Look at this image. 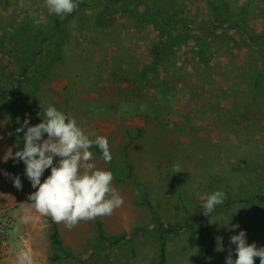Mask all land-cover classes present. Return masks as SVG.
I'll use <instances>...</instances> for the list:
<instances>
[{
	"label": "rangeland",
	"instance_id": "374dc122",
	"mask_svg": "<svg viewBox=\"0 0 264 264\" xmlns=\"http://www.w3.org/2000/svg\"><path fill=\"white\" fill-rule=\"evenodd\" d=\"M80 1L73 13L55 15L45 0H0V225L6 230L0 264H17L25 249L34 264H158L161 246L165 264H204L206 252L210 264H225L230 237L240 230L249 244L264 246V85L259 94L250 88L264 44L248 38L264 35V0H225L236 24L219 21L213 8L219 0H168L164 17L172 13L190 37L159 68L165 92L171 91L166 124L152 102L159 81L131 82L163 37L160 25L146 18L153 1ZM106 1L114 7L99 22ZM33 13L47 24L35 23ZM55 18L61 21L55 44L35 43V28L52 38ZM199 45L205 71L197 64ZM25 65L30 69L22 75ZM37 66L45 70L32 75ZM49 106L75 118L90 138L108 139L110 163L98 147L90 151L99 169L113 173L124 200L111 216L71 230L56 223L61 248L51 238L52 218L28 211L35 189L23 162L9 157L23 148L16 130L24 119L40 123L37 112ZM174 165L183 172L175 174ZM5 173L19 176L22 190ZM218 190L226 199L206 217L202 205ZM25 215L34 219L24 223ZM159 225L170 232L162 237Z\"/></svg>",
	"mask_w": 264,
	"mask_h": 264
},
{
	"label": "clouds",
	"instance_id": "9594fccd",
	"mask_svg": "<svg viewBox=\"0 0 264 264\" xmlns=\"http://www.w3.org/2000/svg\"><path fill=\"white\" fill-rule=\"evenodd\" d=\"M45 5L51 14L68 15L79 7V0H45ZM33 19L37 24H47L46 18L36 19L35 13ZM36 115L40 123L30 125V117H26L17 128L18 133H23V148L9 156L14 163L23 162L24 175L35 189L28 195V211L50 216L55 223H62L69 230L80 221L111 216L124 200L113 186V173L99 169L94 162V153L90 151L94 146L98 147L102 160L110 163L113 156L108 139L104 136L90 138L75 118L54 106L42 109ZM57 157L59 159L54 163ZM48 169H51L50 175L42 182L41 178ZM173 171L175 174L183 172L179 165H174ZM5 175L12 179L14 187L22 190L19 176ZM225 199L222 190L210 194L202 205L204 216L209 217ZM33 219L31 215L22 217L24 223ZM231 245H235L234 250ZM254 258L264 264V246L257 247L255 242L249 244L244 230L230 237L225 264H254ZM17 264H34L31 250H21Z\"/></svg>",
	"mask_w": 264,
	"mask_h": 264
},
{
	"label": "trees",
	"instance_id": "16d2710c",
	"mask_svg": "<svg viewBox=\"0 0 264 264\" xmlns=\"http://www.w3.org/2000/svg\"><path fill=\"white\" fill-rule=\"evenodd\" d=\"M108 1V0H107ZM105 4H103L99 13L97 14V18L100 22V20L102 19L103 14L108 11V9L112 10V7H114V4H110V2H107ZM134 2L135 4H139L140 2H144V0H122V3H126V2ZM152 9L151 12H147L148 17L150 20H154L156 23H158L161 27V31L163 34L162 39L157 42V44L153 47H151L150 49V53H151V59L145 63L143 65V67L140 68L139 71L137 72H132V78L133 80L131 81L133 83V86L137 83H150V85L153 82H157L159 81V83L155 86L154 90H155V102L154 100H152V102L154 103L155 107L158 108L157 112V118H159L160 123L162 124H166L165 120V114H163L164 112H166L168 106H169V94L171 93L170 89L165 92V87L162 85V76L161 78L160 75L163 73L162 71H164V68H162V70H160V67H164L165 65V61L167 59H171L172 55L175 52V49L178 45H180L181 43H183L187 38L190 37V33H189V28L188 26H186L185 24L182 23L181 27H179L178 29V25L175 24L173 18H172V13H170L169 17H164L165 13H167V9H169L170 3L168 0H152ZM79 3H82V1L79 0ZM145 5L147 6V3H145ZM213 8L214 11L217 12L220 17L219 21H226L229 24H236V19L233 15V13H231L228 10L227 7V3L225 0H219L218 3L213 4ZM136 10V9H135ZM181 21H183V18H180ZM221 22L216 23L215 25L217 26H221ZM51 26H53V31L51 32V37H47V35H43V31H39L36 29L37 32H35L34 34V42L37 43L38 41L41 42L44 46H50L55 44V40L56 37L54 35L57 34V31L59 32V28L61 27V21H59V19L55 18L52 22H51ZM183 29V30H182ZM45 32V31H44ZM46 33H48L46 31ZM14 34L16 36H18V31H14ZM259 37V42L257 41ZM248 38L250 39L251 42H257L259 44H264V35L259 34L256 37H251L248 36ZM197 57H198V62L197 64L202 65L203 70L205 71L207 65H208V60L204 58L206 51L205 49L199 45V48H197ZM207 57V55H206ZM254 68H256L255 70H253V73L251 74V80H250V88L251 90H253L254 93L259 94L262 92V88L264 85V55L262 57L261 60H258L255 64H254ZM30 69V65H25V67L23 68L21 74L24 75L26 74ZM44 69L41 70V67L37 66L34 67L32 69V75L35 73L40 74L41 72H43ZM203 74H205L203 72ZM30 76V74H29ZM160 79V80H159ZM35 80V79H34ZM154 84V83H153ZM141 87V86H140ZM164 87V88H163ZM182 88H184L182 86ZM180 89V88H179ZM183 90V89H181ZM170 91V93H169ZM177 91V90H176ZM158 105H157V104ZM123 106H131V103H122ZM134 105V103H133ZM172 111H167L166 114L171 115ZM160 116V117H158ZM165 121V122H164ZM262 200H264V196H261ZM150 204V203H149ZM156 218L159 219L160 224L165 223V220L160 217L159 215H156ZM54 225V230L51 234V238L53 243L55 244V246L61 248L63 246V242L61 240V238L59 237V233H58V229L56 228V223L53 222ZM159 231L162 232V237H164L165 233L170 232L168 230H166L164 228L163 225H159L158 227ZM102 234V233H101ZM103 235V234H102ZM104 237V236H103ZM203 259L205 260L204 264H210L209 261L207 260V252L203 254ZM158 264H165V251H164V247L161 246L160 247V258L158 261Z\"/></svg>",
	"mask_w": 264,
	"mask_h": 264
},
{
	"label": "built area",
	"instance_id": "2783aa9c",
	"mask_svg": "<svg viewBox=\"0 0 264 264\" xmlns=\"http://www.w3.org/2000/svg\"><path fill=\"white\" fill-rule=\"evenodd\" d=\"M3 224L6 225V223H3ZM0 231L6 233V230H5L4 226L0 225Z\"/></svg>",
	"mask_w": 264,
	"mask_h": 264
}]
</instances>
